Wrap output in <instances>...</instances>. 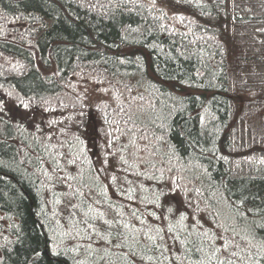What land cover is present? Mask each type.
<instances>
[{"label": "trees", "instance_id": "1", "mask_svg": "<svg viewBox=\"0 0 264 264\" xmlns=\"http://www.w3.org/2000/svg\"><path fill=\"white\" fill-rule=\"evenodd\" d=\"M172 2L185 15L169 23L137 0H0V59L16 65L0 63V91L73 136L51 147L0 108V264H264V0ZM81 81L114 96L88 110L113 142L106 186L84 152ZM170 178L220 206L221 236L170 220L169 253L158 232L103 217L125 216L107 186L161 208Z\"/></svg>", "mask_w": 264, "mask_h": 264}, {"label": "rangeland", "instance_id": "2", "mask_svg": "<svg viewBox=\"0 0 264 264\" xmlns=\"http://www.w3.org/2000/svg\"><path fill=\"white\" fill-rule=\"evenodd\" d=\"M137 1H141V4H143L144 6L146 5L148 8H152L153 10L158 12L160 17H166L169 23H173L176 20L177 16L184 14L183 12L178 10V8L173 4L172 0ZM3 62L16 67L14 63L8 60L5 61V59H0V63L2 64ZM77 90L78 98L82 99V105L87 111L86 114L88 115V119L90 115L91 120V127H89L88 125V131L84 133V135L83 133L81 135L85 140V144H83V147H87V150L84 149V152L87 153V156L89 158H93V154L95 155L94 160H92L93 166L95 169L97 168L98 170H100L98 171V173L100 172L98 176L100 179H102V181H104L106 186L110 183V176L114 174V171H117V169H115L116 164L113 163V161L116 162V159H113V157L109 158V156L106 154L112 153L110 144L113 142L112 138L107 132H104V130H101V134L99 136L97 132L98 124L96 123V119L94 118L95 113L94 111L88 110H99L98 112H100V114L102 115L108 105H113L114 96L113 93L110 92V88L107 85L106 87L105 85L96 86V84H91L84 81L78 83ZM4 91V93L3 91H0V105L3 103L0 108L2 107V109L4 110V116L6 118L8 116V118H10L9 120L13 122L17 127H19L22 133L28 134L29 136H33L38 128L40 130H38L36 133H39V138L41 140H43L42 138H44V140L47 139L45 141L50 142L47 143V145L49 144L51 147H58L60 143H63L62 141L67 139H73L72 135L59 132V130H57L55 127L47 126L45 121L42 122V119L40 117L41 114H39L38 111L33 113L30 110L28 111L27 109H24L26 105H24L22 101H18V97L16 94L10 91ZM143 103L144 104L141 103V108L150 107V104L145 102ZM58 119L59 118H57L55 121H57ZM64 120L65 117L62 115L61 123ZM79 121V118H75V129L78 125L76 123ZM72 133H74V130L72 131ZM59 154L60 156L58 157V160L62 161V170L76 172V161H73V159L68 158L67 155L64 154L62 149L60 150ZM106 163L110 169L106 168V166L104 165ZM79 166L80 165H78V167ZM111 171L113 173H111ZM169 181L171 185L166 190L167 192L173 193L165 196L161 208H151L152 206L148 205L147 208L150 209H145L144 205H140L138 203H133L130 205L131 209L128 208V205L124 204L125 200L122 197L116 195L114 190H111V188L107 186L106 193L108 199L115 204H120V206H122L123 208L122 211L125 216H123V218L119 220H116L113 216H110L109 214V217L106 218V212L101 211L103 217L110 222L119 221L124 225L132 226L135 228L138 227L139 230H141V226H146L148 230L158 232L157 234L160 236V242L162 241V245L167 248V252L169 253L176 251L177 246L175 238L173 237L172 233L168 230V223L170 222V220L177 223L181 218L185 217V221L188 224L196 226L200 229L209 228L211 230L216 231V234L221 236L220 229H222L221 226L224 221L221 220V218H223V211L220 209V206H218L215 210L207 209L204 205L199 203L198 199L195 200L193 198V186L190 184L189 181L187 182L184 179H180L182 183L181 185H178L179 187L176 190H174L173 187V180L170 178ZM60 190L61 188L59 189V191ZM52 191L53 190H51V192ZM49 196L50 194H48L46 198H48ZM72 196L73 194L72 192H70V199H72ZM197 203L200 205H197ZM141 215L143 216L142 219ZM183 220L184 218L181 219L180 222ZM214 220H216V224H218L217 226ZM143 221L144 223L142 224ZM2 224L4 225V227H1ZM7 226L8 225L6 222H0V231L4 232V229L2 228L6 229ZM139 234L140 233L137 231L136 235L138 236ZM171 242H173L172 246ZM84 244L86 246L90 245V243L88 242H84ZM93 245L97 249H101L104 247L103 242L99 240H96Z\"/></svg>", "mask_w": 264, "mask_h": 264}]
</instances>
